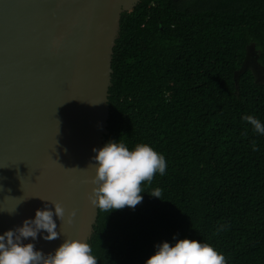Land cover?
I'll return each instance as SVG.
<instances>
[{
  "label": "trees",
  "instance_id": "obj_1",
  "mask_svg": "<svg viewBox=\"0 0 264 264\" xmlns=\"http://www.w3.org/2000/svg\"><path fill=\"white\" fill-rule=\"evenodd\" d=\"M249 46L264 68V0H139L121 14L102 145L149 144L167 169L134 209H97L98 264H144L173 236L264 264V136L242 119L264 123V84L241 72Z\"/></svg>",
  "mask_w": 264,
  "mask_h": 264
},
{
  "label": "water",
  "instance_id": "obj_2",
  "mask_svg": "<svg viewBox=\"0 0 264 264\" xmlns=\"http://www.w3.org/2000/svg\"><path fill=\"white\" fill-rule=\"evenodd\" d=\"M138 1L0 0V210L16 209L0 211V234L59 203L72 223L54 216L57 239L24 243L48 254L90 239V158L107 134L120 16Z\"/></svg>",
  "mask_w": 264,
  "mask_h": 264
},
{
  "label": "clouds",
  "instance_id": "obj_3",
  "mask_svg": "<svg viewBox=\"0 0 264 264\" xmlns=\"http://www.w3.org/2000/svg\"><path fill=\"white\" fill-rule=\"evenodd\" d=\"M242 119L256 134L264 136V123L259 119L252 115H245ZM92 152L94 155L89 165L93 166L94 175L87 199L95 209L108 214L125 207L134 209L143 200L141 194L146 193L142 185H150L155 175L163 176L167 169L165 157L146 143L129 148L120 139L109 140L100 148H93ZM148 195L161 200L162 190L157 187ZM50 204L51 209L45 204L35 211L33 218L25 219L20 226L0 234V264H98L86 241L65 238L48 254L37 250L34 243H24L29 239L35 241L38 235L44 241L57 239L61 233L56 230L54 216L65 224L72 223L75 211L68 212L65 218V209L59 203ZM0 211L9 215L16 213V209ZM173 241L154 245L152 255L144 264H227L224 254L209 243L175 236Z\"/></svg>",
  "mask_w": 264,
  "mask_h": 264
},
{
  "label": "rangeland",
  "instance_id": "obj_4",
  "mask_svg": "<svg viewBox=\"0 0 264 264\" xmlns=\"http://www.w3.org/2000/svg\"><path fill=\"white\" fill-rule=\"evenodd\" d=\"M243 71L251 72L257 83L264 84V68L258 64L257 52L252 46H249L246 50L245 60L241 69V72Z\"/></svg>",
  "mask_w": 264,
  "mask_h": 264
}]
</instances>
